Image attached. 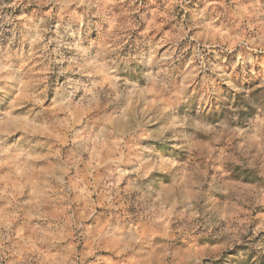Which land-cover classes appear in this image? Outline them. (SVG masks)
Listing matches in <instances>:
<instances>
[{"label":"clouds","instance_id":"obj_1","mask_svg":"<svg viewBox=\"0 0 264 264\" xmlns=\"http://www.w3.org/2000/svg\"><path fill=\"white\" fill-rule=\"evenodd\" d=\"M0 264H264V0H0Z\"/></svg>","mask_w":264,"mask_h":264}]
</instances>
